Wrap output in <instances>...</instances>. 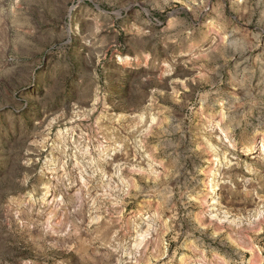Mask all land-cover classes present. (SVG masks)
<instances>
[{"label": "clouds", "instance_id": "obj_1", "mask_svg": "<svg viewBox=\"0 0 264 264\" xmlns=\"http://www.w3.org/2000/svg\"><path fill=\"white\" fill-rule=\"evenodd\" d=\"M0 264H264V0H0Z\"/></svg>", "mask_w": 264, "mask_h": 264}]
</instances>
